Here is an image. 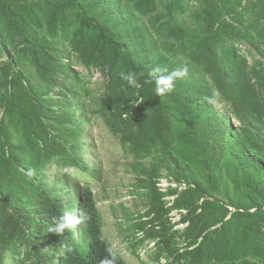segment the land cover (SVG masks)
<instances>
[{"label": "trees", "instance_id": "obj_1", "mask_svg": "<svg viewBox=\"0 0 264 264\" xmlns=\"http://www.w3.org/2000/svg\"><path fill=\"white\" fill-rule=\"evenodd\" d=\"M2 54L0 264H107L109 249L130 264L104 237L90 185L46 171L97 176L80 154L92 112L133 154L147 198L120 226L130 252L154 242L140 264H264V0H0ZM73 54L103 75L100 95ZM154 68L187 71L158 96ZM128 71L139 87L120 78ZM163 166L188 187L161 191ZM79 209L82 226L48 231Z\"/></svg>", "mask_w": 264, "mask_h": 264}, {"label": "rangeland", "instance_id": "obj_2", "mask_svg": "<svg viewBox=\"0 0 264 264\" xmlns=\"http://www.w3.org/2000/svg\"><path fill=\"white\" fill-rule=\"evenodd\" d=\"M198 0H191V6L195 7ZM240 52L248 58L249 63H253L259 58V54L248 43L238 44ZM10 53H14L11 47ZM76 61L74 68L82 73L83 78L88 81L93 93L100 95L105 86L103 75L95 68L86 69ZM8 56L0 55V74L5 66ZM27 67H31L27 62ZM31 70V69H30ZM94 110V107L93 109ZM0 107V117L2 115ZM89 121L86 123L84 136L82 137L81 156L84 163L97 168V176H90L83 169L75 166H59L57 163H50L47 166V173L68 174L71 182H78L79 188L88 183L92 188L96 198V206L101 210L104 226V236L109 243L119 251L130 264H140L139 256L143 260H148V251L155 248L150 242L146 247L141 246L137 253L130 252L123 240L124 231L120 226H125V214H132L134 217L143 215L147 209V198L142 194V189L137 186V175L132 170L133 154L127 153L121 142L110 131L102 117L98 113H90ZM237 124V123H234ZM151 158L145 160L149 164ZM171 178L165 166L161 168V179ZM175 228H184L185 224L179 221V212L176 209L170 211ZM79 218V216H77ZM79 218L77 226H82ZM11 260H9V264ZM158 264V263H152ZM160 264H167L165 259Z\"/></svg>", "mask_w": 264, "mask_h": 264}, {"label": "clouds", "instance_id": "obj_3", "mask_svg": "<svg viewBox=\"0 0 264 264\" xmlns=\"http://www.w3.org/2000/svg\"><path fill=\"white\" fill-rule=\"evenodd\" d=\"M186 71L187 70L185 69L183 72H180V73H174V74L169 75V76H163V75H157V73L161 72L160 68L152 69L150 71L149 75L154 77L156 80V84H157L156 93H157V95L163 96L166 91H170L174 87V83H173L174 77L176 75H184V74H186ZM120 78L122 80L126 81L130 87H133V88L139 87V84H138L137 78H136V73L133 71L121 72ZM32 171L33 170L29 169V171L27 173V175L29 177L32 176ZM81 215L82 214H80V209H79L76 216H79L80 220H81ZM79 218L74 217L71 213H65L64 215H62L60 217H54L53 218V226L50 227L48 229V231L53 232V233H57V234H63L65 232V230L71 231L72 228L74 227V225L79 222ZM103 234H104V231H103ZM153 245H154V242H153ZM109 252L111 254L112 259L108 260L107 264H115L116 253L111 249H109Z\"/></svg>", "mask_w": 264, "mask_h": 264}, {"label": "built area", "instance_id": "obj_4", "mask_svg": "<svg viewBox=\"0 0 264 264\" xmlns=\"http://www.w3.org/2000/svg\"><path fill=\"white\" fill-rule=\"evenodd\" d=\"M158 186H159L161 191L166 192L170 187L178 189L179 191H181V190L187 188L188 184L185 181L178 182L175 179H173V177H171L170 179L164 178V179H161L160 182L158 181ZM174 197L175 196H173V195L167 196V198L171 200L169 202V205L172 204V200ZM230 209H232V208L230 207ZM181 211H185V210H181ZM179 220H180V213H179ZM152 245H153V243H152Z\"/></svg>", "mask_w": 264, "mask_h": 264}]
</instances>
